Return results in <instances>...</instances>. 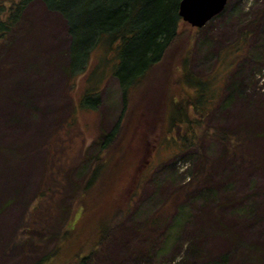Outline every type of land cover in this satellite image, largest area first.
I'll return each instance as SVG.
<instances>
[{
    "label": "rangeland",
    "instance_id": "374dc122",
    "mask_svg": "<svg viewBox=\"0 0 264 264\" xmlns=\"http://www.w3.org/2000/svg\"><path fill=\"white\" fill-rule=\"evenodd\" d=\"M27 16L28 32L0 51V264L22 260L11 244L49 189L38 217L72 231L53 264L87 256L112 218L121 223L101 264H211L223 255L229 264H263L264 0H230L203 29L182 22L176 47L127 105L115 51L96 49L87 72L71 80L62 18L37 2ZM89 92L99 94L95 110L82 107ZM189 99L204 117H187ZM149 106L148 117L165 118L154 136L139 115ZM121 122L117 151L78 201L95 170L96 142ZM223 133L251 136L238 161Z\"/></svg>",
    "mask_w": 264,
    "mask_h": 264
},
{
    "label": "trees",
    "instance_id": "16d2710c",
    "mask_svg": "<svg viewBox=\"0 0 264 264\" xmlns=\"http://www.w3.org/2000/svg\"><path fill=\"white\" fill-rule=\"evenodd\" d=\"M36 2L43 4L49 12L58 14L66 25L69 47L65 56L68 62L69 79L75 80L78 74L87 72L91 55L96 49L104 48L107 51L116 52L118 65L115 75L124 91V105H127L129 96L137 93L139 83L146 81L148 75L160 66L174 50L181 35L180 26L183 21L179 16V7L182 0H0V51L15 37L23 36L28 32L30 26L29 16H27L28 8ZM172 74H174L173 71ZM186 76L187 78L192 77L190 73ZM203 83L205 80H200L197 84L203 86ZM99 99L98 93L89 92L82 99V107L95 110L100 103ZM196 100L189 99L188 101V105L191 106L186 108L189 119L190 112L204 117V112L197 111L193 105ZM181 104L182 101H178L175 103V107H179ZM142 110L139 115L143 119L146 118L147 128L152 136L157 135L159 126L161 127L165 121L164 115L157 118L148 117V114L152 115V106ZM187 117L185 116V118ZM181 120V117L180 119L172 118V127H180ZM154 121L158 123L157 128L155 124L152 125ZM121 124L122 122L112 132L103 135L101 142H96L100 148L96 162L97 167L95 166L92 179L84 188V193L78 201L85 199L86 191L101 177L102 169H105V164L102 161L106 163L107 159L112 160V155L117 151V144L123 133ZM194 130L196 132L193 131L191 138L197 140V129ZM194 133L196 135L193 137ZM150 136L144 132L142 139L144 146L147 144L148 139L146 138ZM227 136L228 138L223 133L221 139L227 150L231 145H234L229 151L238 161L239 155L249 144L251 136L249 133L234 135L233 138L238 146L234 144L235 140H230V136ZM6 154L4 153V155ZM50 192L49 189L41 194V199L36 201L34 207L31 206L33 209H30V214L28 213V216L31 215V219L26 218V215L19 235L11 244L14 250L20 252L19 256L22 260L17 264H53L59 257L65 242L72 235V231L67 225L65 228L61 227L59 231H54L53 228L48 227L49 224L43 223L38 217L43 209H47L46 198L50 196ZM83 210L84 208H81V211ZM72 214L71 210L67 222L72 218ZM114 221L112 218L106 222L103 232L100 229L97 247L87 256H76V260H73L75 262L71 264H101L99 253L103 251L104 245L115 237L116 228H119L121 223L120 219ZM25 223L27 226L24 225ZM51 240H55L56 244L52 250L44 251L43 243H48ZM229 263L228 255H223L218 260L211 259V264Z\"/></svg>",
    "mask_w": 264,
    "mask_h": 264
},
{
    "label": "water",
    "instance_id": "95a60500",
    "mask_svg": "<svg viewBox=\"0 0 264 264\" xmlns=\"http://www.w3.org/2000/svg\"><path fill=\"white\" fill-rule=\"evenodd\" d=\"M229 1L182 0L179 7V16L191 28L203 29L225 11Z\"/></svg>",
    "mask_w": 264,
    "mask_h": 264
}]
</instances>
